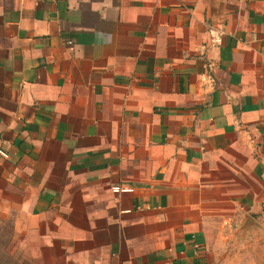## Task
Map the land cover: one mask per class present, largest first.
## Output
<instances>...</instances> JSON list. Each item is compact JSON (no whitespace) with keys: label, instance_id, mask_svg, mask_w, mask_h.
<instances>
[{"label":"crops","instance_id":"crops-1","mask_svg":"<svg viewBox=\"0 0 264 264\" xmlns=\"http://www.w3.org/2000/svg\"><path fill=\"white\" fill-rule=\"evenodd\" d=\"M0 149L39 264H264V0H0Z\"/></svg>","mask_w":264,"mask_h":264},{"label":"rangeland","instance_id":"rangeland-1","mask_svg":"<svg viewBox=\"0 0 264 264\" xmlns=\"http://www.w3.org/2000/svg\"><path fill=\"white\" fill-rule=\"evenodd\" d=\"M0 240L6 244L5 249L8 250L11 260L18 264H39L37 258L31 255L30 249L15 238L10 217L0 218Z\"/></svg>","mask_w":264,"mask_h":264},{"label":"built area","instance_id":"built-area-1","mask_svg":"<svg viewBox=\"0 0 264 264\" xmlns=\"http://www.w3.org/2000/svg\"><path fill=\"white\" fill-rule=\"evenodd\" d=\"M0 157H7V153L3 149H0ZM111 190L115 193H124L132 192L134 188L129 184H115L111 187Z\"/></svg>","mask_w":264,"mask_h":264},{"label":"trees","instance_id":"trees-1","mask_svg":"<svg viewBox=\"0 0 264 264\" xmlns=\"http://www.w3.org/2000/svg\"><path fill=\"white\" fill-rule=\"evenodd\" d=\"M5 248H6V244L0 240V264H5V263L18 264L17 262L11 260L8 250H6Z\"/></svg>","mask_w":264,"mask_h":264}]
</instances>
